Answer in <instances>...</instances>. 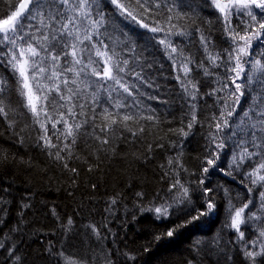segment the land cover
I'll use <instances>...</instances> for the list:
<instances>
[{
  "label": "trees",
  "instance_id": "16d2710c",
  "mask_svg": "<svg viewBox=\"0 0 264 264\" xmlns=\"http://www.w3.org/2000/svg\"><path fill=\"white\" fill-rule=\"evenodd\" d=\"M99 3L105 16V24L100 31L103 33L107 29L111 37H102L104 43L114 46L120 58L129 61L128 74L124 79L136 87L132 97L126 94L122 97L120 93L113 92V98H109L101 90L98 94L99 106L95 107L96 115L99 116L105 107L113 113L131 114L135 119L127 122L128 127L133 131L140 127L145 130L138 136H132L127 129L113 126L116 132L115 135L108 134V144H102L94 137H78L71 154L62 152L63 160H57L49 154L56 149H46L38 143L41 135L39 126L22 108L21 98L14 93V77L0 66V77L9 81L7 88L16 121L10 126L7 120L0 117V244L4 245L0 247V264H189V261L193 264H216L217 260L220 264H245L236 246L234 231L226 227L228 199L223 190H229L233 204L242 206L250 194L244 187L248 181L240 172L250 170V167L246 163L243 169H229L230 150L238 149L232 141L226 140L228 148L220 153L217 168L210 169L207 174L202 172L206 166L205 157L210 151L209 123L213 114H219L221 107L217 96L226 98L232 86L216 95L208 94L213 88L218 89L227 83L225 70H218L220 80L217 81L215 74L205 76L203 69L190 65L193 67V82H200V94L196 101L200 123L194 126L188 137L180 135L182 127L187 131L189 107L176 80V76L181 75L179 65L172 67L163 46L159 44L164 34L153 33L130 18L121 16L108 0H99ZM176 3L177 11L188 15L184 19L173 20V23L192 33L191 38L172 37L174 43L184 48L185 55H193L197 63L203 58V50L196 42L198 35L194 29L197 27L211 36L210 47L214 51L230 48L226 42L228 38L222 33L223 24L218 13L211 7H205L207 0H176ZM131 10L136 14L135 5ZM8 11V0H0V18H6L4 14ZM137 18L149 24L150 28L156 26V19L164 26L163 16L153 19L149 15H138ZM238 31L244 34L242 29ZM253 48L256 52L264 51V41L254 42ZM205 66H208L207 63ZM132 70L141 72L143 82L130 74ZM238 82L246 83L243 80ZM251 87L260 90L261 86L254 82ZM87 91L91 93L95 88ZM117 101L127 106L117 109L114 107ZM250 102L246 92L237 108V115L231 120L233 130L238 132L235 139L243 138L236 126ZM80 103L86 107L84 115L77 119H89L94 107L91 95L82 94ZM149 116L154 119L149 120ZM247 122L245 118V124ZM95 123L102 125L103 122L97 119ZM85 127L92 131L88 125ZM225 133H228L227 129ZM99 135L103 137L105 133ZM52 142L57 143L55 137ZM249 150L254 149L249 145ZM170 157H179L183 168L187 169L180 171V179L189 188L193 205L202 208L205 204L202 187H209L213 189L211 195L217 209L198 224L180 229L174 237L157 241L156 236L185 218L179 212L184 207L182 204L176 206L177 214L170 220H156L152 212L139 210L154 207L164 200L172 202V194L167 189L173 182L175 172L171 169L175 165L168 166ZM220 168L224 172L219 171ZM229 170L232 176L225 174ZM166 172L167 176L164 175ZM201 179L205 181L203 186L199 184ZM138 192L144 193V196L137 197ZM251 196L254 201L257 200L258 192ZM113 197L117 200L114 205L111 204ZM24 204L29 207H22ZM252 210L257 211L255 208ZM69 218L73 220L71 226H67ZM262 221L264 216L248 226L242 225L245 238H255L254 232ZM89 225L99 229L98 236L87 227ZM217 236L221 239L222 248L227 242H233L228 249H224L233 257L232 262H226L218 252L205 255L197 250V240L201 241L199 247L203 248L204 241ZM13 245L20 261L7 251ZM60 252L63 256L56 255ZM129 255L135 259H129Z\"/></svg>",
  "mask_w": 264,
  "mask_h": 264
},
{
  "label": "snow or ice",
  "instance_id": "6c2138e0",
  "mask_svg": "<svg viewBox=\"0 0 264 264\" xmlns=\"http://www.w3.org/2000/svg\"><path fill=\"white\" fill-rule=\"evenodd\" d=\"M108 2L115 6L121 16L130 18L140 27L153 33L164 34L159 44L163 46L164 54L171 61L172 67L176 68L179 65L181 75H177L176 80L189 107L187 131L182 127L179 129L180 135L188 137L194 126L200 123L196 103L200 94V82H193V67L190 65L203 69L205 76L215 74L217 81L220 80L218 70L221 68L225 70L224 79L227 83H223L218 89L213 88L208 94L216 95L232 86L226 98L217 96L221 107L219 114H213L209 123L210 151L205 157L206 166L202 172L207 174L210 169L217 168V162L221 159L220 153L228 148L225 141H232L238 151L230 150L232 155L229 169L239 170L243 169L246 163L249 165L250 170L240 172V175L248 181L244 187L250 195L242 206L237 207L231 202L229 190H223L228 199L226 227L234 231L236 246L245 264H264V221L256 228L255 238H245V232L241 230L242 225L248 226L250 222L259 221L261 216H264V51L256 52L253 48L254 42L264 41V0H207L205 7H211L218 13V18L223 24L222 33L228 38L226 42L230 44V48L214 51L210 47L211 36L205 35V32L197 27L194 29L198 35L196 42L203 50V58L198 63L193 55H185L184 48L172 40V37H192V33L178 28L173 23V20L184 19L188 15L177 11L176 0H108ZM133 5L136 14L131 10ZM8 7L9 11L4 14L6 18H0V66L14 77V93L21 98L22 108L39 126L41 135L38 143L46 149H56L54 153L50 152V155H54L57 160H63L61 153L67 152L70 155L78 137L81 139L94 137L102 144H108V134L115 135L116 129H127L132 136L144 132L143 127L136 131L128 127L127 122L135 119L131 114L113 113L105 107L99 116L96 115L95 107L99 106L98 94L101 90L107 93L109 98H113V92L120 93L122 97L125 94L132 97L136 87L124 79L128 74L126 69L129 61L121 59L114 46L104 43L103 38L111 37L107 29L103 33L100 31L105 24V16L99 0H8ZM138 15H149L153 19L156 16H163L164 26L156 19V26L150 28L149 24L137 18ZM233 20L236 21L235 26ZM238 29H242L244 34L241 35ZM130 74L143 82L141 72L132 70ZM242 80L246 83L238 82ZM254 82L261 86L260 90L251 87ZM8 84L7 79L0 77V117L13 126L16 124L15 112L9 99ZM89 88H95V91L88 93ZM246 92L251 102L249 108L243 111L240 123L236 126L243 138L235 139L238 132L233 130L231 120L237 115V108ZM253 92L255 95H252ZM82 94L91 95L94 107L91 109L93 115L80 121L77 117L84 115L86 107L84 103H80ZM126 106L120 101L114 105L117 109ZM147 118L154 119L153 116ZM245 118L248 121L246 124ZM97 119L103 122L102 125L95 123ZM85 125L91 127L92 131H88ZM113 126H116V129ZM49 128L52 130L51 135ZM97 129L99 133L105 135L100 136ZM226 129L228 133H225ZM53 137L57 143L52 142ZM249 145L254 150L250 151ZM148 147L151 150L152 146ZM172 165H175V168L171 169L175 175L167 189V192L172 194L170 197L172 202L164 200L154 207L139 209L141 212H152L156 220H170L171 216L177 214L176 206L184 205L179 209L185 217L183 221L156 236L157 241L165 237H174L180 229L198 224L203 218L213 215L217 209L211 195L213 189L209 187H202L205 204L202 208H196L189 188L180 179V171L187 169L183 168L179 157L169 158L168 166L171 168ZM64 166L67 167V164ZM219 171L224 172V169L220 168ZM225 174L232 176V171L229 170ZM164 175L167 176L168 173ZM244 180L241 181L242 184ZM199 184L203 186L204 179H201ZM254 192H258L255 201L251 196ZM136 195L143 197L144 193L138 192ZM116 202V198L113 197L111 204L114 205ZM22 207L27 208L29 205L24 204ZM254 208L257 211H253ZM170 209L173 211L170 212ZM53 214L55 215L54 210ZM72 224L73 220L69 218L67 226ZM87 227L99 235V229L95 225ZM232 243L229 241L222 248L221 239L217 236L204 241L203 248L199 247L201 241L197 240L196 247L205 255L218 252L226 262H232L233 257L224 250ZM0 247L4 245L0 244ZM14 248L13 245L7 251L16 261H20L21 258L15 255ZM56 255L63 256V252ZM129 259L134 260L135 257L129 255ZM189 264L193 262L189 261ZM216 264H220V261L217 260Z\"/></svg>",
  "mask_w": 264,
  "mask_h": 264
}]
</instances>
